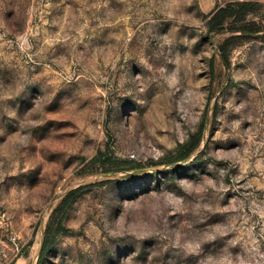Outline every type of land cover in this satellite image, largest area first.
I'll use <instances>...</instances> for the list:
<instances>
[{"label":"rangeland","instance_id":"obj_1","mask_svg":"<svg viewBox=\"0 0 264 264\" xmlns=\"http://www.w3.org/2000/svg\"><path fill=\"white\" fill-rule=\"evenodd\" d=\"M232 1L0 0V264H264V41L225 64L207 24Z\"/></svg>","mask_w":264,"mask_h":264},{"label":"trees","instance_id":"obj_2","mask_svg":"<svg viewBox=\"0 0 264 264\" xmlns=\"http://www.w3.org/2000/svg\"><path fill=\"white\" fill-rule=\"evenodd\" d=\"M257 9V3L251 0H234L228 2L224 6L218 7L214 10L207 21L209 30H221L227 28L234 32L226 39L224 44L220 45V53L225 64H228V56L226 53V45L235 41L238 38L251 36L253 34L256 37L261 38L264 41V27L256 20L247 19L249 12H254ZM227 24V26H226ZM187 155H183L180 158L183 159ZM81 191V187H76L67 193L63 198L62 203H68L75 199ZM46 247H43L41 253H44Z\"/></svg>","mask_w":264,"mask_h":264}]
</instances>
